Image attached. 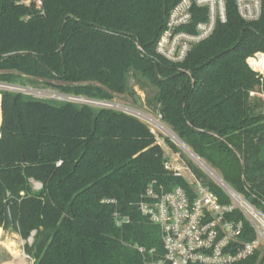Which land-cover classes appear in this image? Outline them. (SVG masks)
I'll return each mask as SVG.
<instances>
[{
	"label": "trees",
	"instance_id": "trees-1",
	"mask_svg": "<svg viewBox=\"0 0 264 264\" xmlns=\"http://www.w3.org/2000/svg\"><path fill=\"white\" fill-rule=\"evenodd\" d=\"M25 1L0 0V84L40 81L61 94L111 101L133 79L151 93L146 104L160 122L261 207L264 102L250 93L264 90V74L247 60L264 55V19L243 21L228 0L226 22L172 63L155 47L180 0H39L40 9ZM192 13L187 32L206 16ZM165 142L220 204L230 203ZM164 164L154 134L133 116L0 90V228L31 239L24 252L32 264H145L135 246L162 257L160 230L138 210L140 198L153 181L189 191ZM232 218L242 220L237 211ZM243 225L241 241L253 240ZM259 255L235 264H263Z\"/></svg>",
	"mask_w": 264,
	"mask_h": 264
},
{
	"label": "built area",
	"instance_id": "built-area-1",
	"mask_svg": "<svg viewBox=\"0 0 264 264\" xmlns=\"http://www.w3.org/2000/svg\"><path fill=\"white\" fill-rule=\"evenodd\" d=\"M227 1L180 0L169 12L166 27L156 43V53L172 63H181L192 46L206 40L212 34L217 23L226 22ZM232 1L243 21L258 22L264 19V0ZM194 8L205 9L206 16L203 21L194 25L193 32H187L184 28L191 25ZM261 58L264 62V57L259 54H255L249 60L259 62ZM250 66L253 71H258ZM0 90L33 95L31 89L14 85L0 84ZM53 96L52 98L57 101L115 110L142 122L149 121L148 116L129 107L116 105L112 100L89 99L61 93ZM250 96H253V92ZM168 131L175 144L185 150L194 164L224 193L230 203L220 204L208 186L204 185L184 163V169L193 178V182L184 179L189 191L180 186L166 191L154 181L149 183L140 198L138 210L148 222L159 228L164 253L155 260L153 249L145 250L143 247L135 246L145 264H235L247 260L257 251L260 252L259 256L264 264V203L258 207L245 199L225 183L216 171L196 157L169 129ZM178 141L179 143H176ZM164 168L172 171L174 176L182 177L180 174L182 168L167 162ZM235 211L242 216V220L232 218ZM243 220L255 235L251 241H241L244 231Z\"/></svg>",
	"mask_w": 264,
	"mask_h": 264
},
{
	"label": "rangeland",
	"instance_id": "rangeland-1",
	"mask_svg": "<svg viewBox=\"0 0 264 264\" xmlns=\"http://www.w3.org/2000/svg\"><path fill=\"white\" fill-rule=\"evenodd\" d=\"M31 3H34L35 7L37 9H40L39 0H27L24 2V4H26V5H30ZM257 54L262 55L264 57V55L261 53H257ZM248 61H249V59L247 60V63H248ZM248 65L251 68L249 63H248ZM256 72L264 73V70H260V71L258 70ZM37 83L39 85H34V86L27 85L26 86L28 89H31L30 92L33 93V95L31 97L36 98V99L57 101V99L52 98V97H54L53 95H58L57 91L50 89V88H47V87L45 88L44 86H42V82H40V81ZM127 87H128V89H127L126 93L114 94L113 95L114 98L112 99V102L115 103L116 105H122L125 107H129L133 110H136L137 112L144 114L145 116H148L149 121H143V122L146 123V125L149 127L150 131L154 134L157 144L162 149L163 158L165 159V162L169 163L172 166H177V167L182 168L180 170V174H181L182 178L188 182H193V178H192L191 174L186 169H184L183 162H182L184 159H182L180 157L179 153L178 154L174 153L167 146V143L165 142V138H168L170 141L175 143V141L172 140V138L170 137L171 133L168 131V128L166 129V127L160 122V117L157 114V112L152 110L151 108H149L146 104V99H147V97L151 96V93L149 94L146 91L139 89V87L135 84V80H133V79H129L127 81ZM256 91H258V90H255V92ZM176 146L179 149H181L183 151V153L188 158H190L184 149H182L178 145H176ZM209 167L212 168L211 166H209ZM33 185H34V189H36V190L40 187L38 184H33ZM7 232H9L8 236H10L9 238H11L10 240H11L14 248H16V250L19 251L20 255H24L25 264H32V260L25 254V252L23 250V246L27 242H30V241L21 240L20 238H18L19 236H12L11 235L12 232H10V231H7ZM7 242H10V241H7ZM1 251H3L2 247H0V252Z\"/></svg>",
	"mask_w": 264,
	"mask_h": 264
},
{
	"label": "crops",
	"instance_id": "crops-1",
	"mask_svg": "<svg viewBox=\"0 0 264 264\" xmlns=\"http://www.w3.org/2000/svg\"><path fill=\"white\" fill-rule=\"evenodd\" d=\"M250 97L252 99H261L264 102V99H263L264 90L256 91V92L253 91V96H250ZM8 235H9V232L4 231L2 228H0V247L3 248V251L0 252V264H20L21 262L24 264L25 263L24 255H20L19 251L16 250V248H14L10 240L11 238H9L10 236ZM11 235L18 236L17 234H14V233H12ZM7 241H10V242H7ZM23 250H24V246H23Z\"/></svg>",
	"mask_w": 264,
	"mask_h": 264
},
{
	"label": "bare ground",
	"instance_id": "bare-ground-1",
	"mask_svg": "<svg viewBox=\"0 0 264 264\" xmlns=\"http://www.w3.org/2000/svg\"><path fill=\"white\" fill-rule=\"evenodd\" d=\"M248 63L252 65L256 70H263L264 69V62L263 59L261 58L260 61H253L249 60ZM9 248V247H8ZM14 254V253H13ZM16 260V259H15ZM20 264H23L22 262ZM25 264V263H24Z\"/></svg>",
	"mask_w": 264,
	"mask_h": 264
},
{
	"label": "water",
	"instance_id": "water-1",
	"mask_svg": "<svg viewBox=\"0 0 264 264\" xmlns=\"http://www.w3.org/2000/svg\"><path fill=\"white\" fill-rule=\"evenodd\" d=\"M176 143H179V141L176 142ZM6 207H7V215H8L9 223L12 224V217H11V214H10V210H9L8 204L6 205ZM29 241H31V239H29Z\"/></svg>",
	"mask_w": 264,
	"mask_h": 264
}]
</instances>
